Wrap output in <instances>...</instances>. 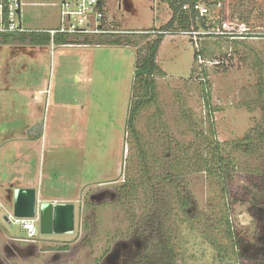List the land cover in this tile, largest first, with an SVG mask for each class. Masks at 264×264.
I'll list each match as a JSON object with an SVG mask.
<instances>
[{
  "label": "rangeland",
  "instance_id": "rangeland-1",
  "mask_svg": "<svg viewBox=\"0 0 264 264\" xmlns=\"http://www.w3.org/2000/svg\"><path fill=\"white\" fill-rule=\"evenodd\" d=\"M37 1L36 7L25 6L32 16L50 11L54 0ZM104 2L109 24L122 31H149L151 35L171 15L165 0ZM210 2L214 4L207 5ZM201 3L208 6V16L215 22L213 33L165 34L156 56L164 74L155 75L153 100L143 104L133 118L136 137L127 124L130 100L144 94L137 83L132 91L135 54L146 40L144 34L140 39L136 33L139 36L133 39L140 42L130 46L104 44L87 49L95 51V66L107 77L96 75L91 81L76 78L83 48L51 42L34 51V44L25 41L0 44V64L13 66L10 83L5 77L4 82L0 79V204L7 209L0 214L2 256L6 244L25 236L18 225L3 217L6 211L13 212V191L11 198L6 194L16 181L33 186L39 201L74 203L75 234L39 231L34 238L67 239L68 247H81L78 255L112 246L110 252L119 250L121 260L129 249L127 264H232L239 244L252 249L260 245L264 239V137H252L251 153L243 152V144L256 125L264 126V0ZM231 13L247 15L248 23L232 19ZM196 51L200 53L194 58ZM38 61L41 68L34 64ZM211 127L214 131H209ZM30 131L36 137L30 138ZM208 136L221 144L223 156L229 154L233 164L222 177L183 170L179 183L191 204L187 217L176 210L174 219L173 211L163 212L175 208L163 201L171 186L167 182L157 185L161 180L156 177L162 176L178 144H205ZM27 139L33 141L26 144ZM140 142L149 144L152 149L146 151L162 162L148 165V169L153 167L146 185L149 194L152 187L164 192L159 193L161 201L156 206L142 200L144 210L159 211L149 212L148 220L138 218L135 224L125 217L127 206L109 202V195L119 194L124 180L135 185L142 181L138 171L142 159L135 145L141 146ZM235 146L240 149L234 150ZM101 192L106 193L103 200L96 196ZM142 194L134 199L136 215ZM93 195L97 199H91ZM256 204L263 206L262 213L256 211L260 209ZM226 214L235 237L232 242L224 239V229L213 227L216 223L211 220ZM82 220L90 223L91 247L79 244L85 234L79 227ZM166 225L169 229L173 225L169 237ZM122 243L129 244L125 251ZM216 244L224 247L222 261L216 256ZM237 257L240 264H264V250L256 249L241 260Z\"/></svg>",
  "mask_w": 264,
  "mask_h": 264
},
{
  "label": "trees",
  "instance_id": "trees-1",
  "mask_svg": "<svg viewBox=\"0 0 264 264\" xmlns=\"http://www.w3.org/2000/svg\"><path fill=\"white\" fill-rule=\"evenodd\" d=\"M168 4L169 9L171 10V15L168 21L161 25L159 29L153 30L154 34L150 35L149 31H141L138 32L140 34H136V32H121V33H113L108 35H99L97 37H84L77 35H69L57 33L54 36H51L47 31H37L31 30L22 33H10V34H0V44H9L12 41L19 40L21 42H28L34 45H47L49 43H53L55 45H60L64 43H68V41H76V43L83 42H93V43H102L106 45H117V46H130L131 44H137L140 40L133 39V36H139L142 39V34H144L146 40L144 43L137 48L135 54L134 61V70H133V85L132 91L135 89L136 83L140 86V89L144 91V94L138 100L132 101L130 100L129 106V118L127 128L134 134L136 137L135 128L132 125L133 118L136 115L137 111L143 104H146L153 100L154 91H155V80L154 77L156 74H164V71L159 66L156 61V56L158 53V49L164 39L166 33H179L183 31H194L199 33V35H210L213 32L211 31L215 27V22H212L211 18L208 16L209 8L208 4L212 5L214 2H210L206 4H202L201 0H165ZM202 6L207 9V12L204 15H200V11L195 6ZM233 19L236 17L238 20L242 21V23H248V16L240 13L237 16H234L233 13L229 14ZM152 31V30H151ZM232 31V30H231ZM200 51L194 52V58L198 56ZM135 93V90L133 91ZM209 131H214L211 127ZM264 137V126L256 125L251 133H248L244 140L246 144H243L244 153H251L253 151V145L249 144L252 142V137L256 136ZM208 141L205 144H178L176 146V154L172 157L171 160L167 162L166 170H163L162 176L157 175V179L160 178L161 182L157 181V185L162 186L166 182L169 184L170 190L165 192L166 198L165 201L166 207L169 205H175V208L171 210V208H165L163 210L164 213L170 214L173 211V216L176 218V213L174 211L178 210L181 212L182 216L187 217L188 207L190 203L189 194L184 191L179 183V177H182L183 170H194L193 172L200 171L204 172L208 176H218L221 177L228 173L227 169L231 162V156L229 154H225L223 156L222 151L223 148L219 143H213L210 136L205 138ZM142 144V142H140ZM239 144V143H238ZM139 147L140 150V158L142 159V163L138 165V171L141 174V180L138 183L130 184L131 180H124V184L120 186L119 194L116 197V204H120V206H127L126 211H124L125 217L129 220L130 223L137 222V219H147L148 213L154 214V212L159 211V209H145L142 206V200L145 202H149L157 205V202L160 203L159 195L162 194L164 189L160 190L158 188H151L150 194L149 189L147 188V183L149 182L148 177L150 178V167L148 169V165L161 164V161H157L151 152H147L146 150H151V146L149 144H135ZM240 145V144H239ZM240 149V146H235L234 150ZM148 156H151V159L148 160ZM150 162V163H148ZM155 179V180H157ZM224 180V179H223ZM164 181V182H163ZM138 193H143L142 196L138 200L141 202L138 207L139 214L136 215V208L133 206L135 202V198L138 197ZM160 193V194H159ZM137 199V198H136ZM131 202V203H130ZM130 203V204H128ZM133 206V207H132ZM161 208V207H160ZM181 218V221L184 223H188L185 221V218ZM216 223L213 227H222L225 231L224 239L229 241H234V236L232 232V226L229 223V218L226 215L218 219H211ZM175 226V221H173ZM189 225V224H188ZM167 230V236L169 237V226H164ZM192 228V226H190ZM203 235H207L206 232L202 233ZM206 237V236H205ZM216 251V256L220 260H222L224 255V247L221 244H216L214 246Z\"/></svg>",
  "mask_w": 264,
  "mask_h": 264
},
{
  "label": "built area",
  "instance_id": "built-area-1",
  "mask_svg": "<svg viewBox=\"0 0 264 264\" xmlns=\"http://www.w3.org/2000/svg\"><path fill=\"white\" fill-rule=\"evenodd\" d=\"M199 9L200 15H204L207 9L202 6H195ZM20 0H0V34L22 33L31 31L26 29L20 21ZM51 36L57 33L77 35L84 37H97L99 35H108L113 33L130 32L114 29L109 24L106 16V6L104 0H60L59 3V23L52 29L44 30ZM140 32V31H133ZM182 33L194 34V31H183ZM175 34V33H167ZM61 46H94L99 48L104 46L102 43L68 41L60 44ZM41 201L36 196V208ZM5 207L0 204V214L5 211ZM7 212V213H6ZM4 216L11 224L18 225L21 232L28 239H32L37 234L36 222L38 221V212L35 209L34 216H19L14 212L6 211Z\"/></svg>",
  "mask_w": 264,
  "mask_h": 264
},
{
  "label": "flooded vegetation",
  "instance_id": "flooded-vegetation-1",
  "mask_svg": "<svg viewBox=\"0 0 264 264\" xmlns=\"http://www.w3.org/2000/svg\"><path fill=\"white\" fill-rule=\"evenodd\" d=\"M12 187H14L12 185ZM12 187L8 188V194L11 198V192ZM99 200H103L106 198V193L101 192L99 195H96ZM96 196H91V199H97ZM118 196L117 193L113 192L109 195V202H113V200H116V197ZM53 202H69L65 199L61 200H52ZM72 202V201H70ZM74 204V203H73ZM256 208H260L258 213H262L261 209L263 206L261 205H253ZM38 226H39V219H38ZM76 222H75V205H74V220H73V231L69 233L64 234H75L76 233ZM37 227V225H36ZM80 229L84 231V235L81 239H79L80 246L84 247H91L92 242L89 241V230H90V223L87 221H81L80 222ZM37 233L40 231L37 227ZM88 231V232H86ZM91 232V231H90ZM47 234H62V233H47ZM37 235V234H36ZM35 235V236H36ZM14 244H6L4 246V255L2 256V253L0 254V264H127L129 261V255H127L129 252V249L124 252V259L121 260L122 257L121 253L119 254V250H116L114 252H110L113 250L114 247H106L104 249H96L94 253L90 254H77L78 250L81 249V247L73 248L72 246L68 247L65 241L63 240L58 242L55 238H48V239H37L32 238L28 239L26 235L15 237ZM110 242V239H108ZM129 243V242H128ZM128 243H122V249L125 251L129 244ZM137 245L139 243L137 242ZM112 249V250H111ZM258 249V252H263L264 250V239L261 240L260 245L254 249L251 248L249 245H243L239 244L238 247H235V258L232 259L233 262L236 264L238 263V257L241 256L240 260L242 259V256L250 255L255 252V250ZM252 250V252H250ZM118 251V252H117ZM258 254V253H257ZM127 255V257H126ZM255 253L253 254V256ZM224 258V255H223ZM264 259V258H263ZM220 260V259H219ZM222 261V260H221ZM232 262V264H233ZM240 262V261H239ZM240 264V263H238Z\"/></svg>",
  "mask_w": 264,
  "mask_h": 264
},
{
  "label": "crops",
  "instance_id": "crops-1",
  "mask_svg": "<svg viewBox=\"0 0 264 264\" xmlns=\"http://www.w3.org/2000/svg\"><path fill=\"white\" fill-rule=\"evenodd\" d=\"M20 1H21L20 21H21V24L26 29L44 31V30L52 29V28H55L58 26V23H59V6H58L59 0L53 1L50 11H48L46 13H40L39 12L35 16H32L31 14H29V8H27V10H25V6L26 7H36L38 5V1L37 0H20ZM1 45H4V44H1ZM49 45H50V43H49ZM49 45L48 44L47 45H40V46L32 45L31 49H33L34 51H37L39 49V47H43V46L49 47ZM57 46L66 47V46H61V45H57ZM107 46H111V45H107ZM68 47H70V46H68ZM71 47L83 48L80 50L82 55L79 57L80 59L78 61L79 69H78V75L76 77L77 81H80V80H90L91 81L93 79V77L96 75H98V77H100V78H106L107 79V77L105 76V72L101 70L102 68L99 69L98 67L95 66V63H94L95 51L90 53L87 50V49L91 48L92 46H89V47L71 46ZM39 51H41V49ZM34 64H36L37 68L38 67L41 68V62L38 61ZM10 70H13V66H11L9 62L4 63V64H0V79L2 82H4L3 77H5V80H7L6 82L10 83L8 80L10 78L12 79V76H13V72ZM30 84H32V83H30ZM6 90H8V89H6ZM41 91H44V89L43 90H37L36 92L33 90L32 94H34V93L39 94ZM83 92L84 91H82L80 94L82 95ZM73 107H74V105H73ZM28 127L30 128V126H28ZM9 131L15 132V130H13V129L9 130ZM27 134L29 135V133H27ZM36 135L32 131H30L29 137L34 138V137H36ZM32 141H33V139H31V140L27 139L25 141V143L28 144ZM18 183H20V182L19 181L14 182V185H13L14 187H12V191L16 187H32V188H34L33 186L28 185L29 184L28 182H26L27 185L26 184L22 185V184H18Z\"/></svg>",
  "mask_w": 264,
  "mask_h": 264
},
{
  "label": "water",
  "instance_id": "water-1",
  "mask_svg": "<svg viewBox=\"0 0 264 264\" xmlns=\"http://www.w3.org/2000/svg\"><path fill=\"white\" fill-rule=\"evenodd\" d=\"M100 197V196H98ZM13 212L19 216H34L38 212L41 233H69L73 231V202L41 201L36 208V191L32 187H16L12 196ZM7 220V217L4 216Z\"/></svg>",
  "mask_w": 264,
  "mask_h": 264
}]
</instances>
